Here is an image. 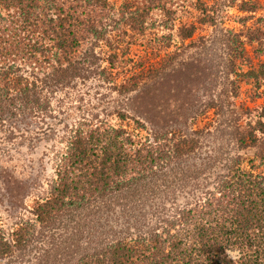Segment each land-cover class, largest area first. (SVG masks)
Wrapping results in <instances>:
<instances>
[{"label": "trees", "instance_id": "1", "mask_svg": "<svg viewBox=\"0 0 264 264\" xmlns=\"http://www.w3.org/2000/svg\"><path fill=\"white\" fill-rule=\"evenodd\" d=\"M105 5L106 0H0V14L16 12L0 26V130L6 139L28 133L12 122L18 117L45 122L50 112L45 90L86 78L81 75L88 71L86 58L75 54L86 36L104 40L103 21H113L103 15ZM194 8L201 17L198 24L208 23L211 5L197 0ZM128 28L134 30L131 23ZM37 29L40 39H34ZM195 32L192 24L178 29L180 40H189L187 47ZM244 37L246 42L225 46L230 73L239 78L237 85L231 83L233 98L243 82L257 91L264 87V62L255 65L245 46H252L257 58L264 56V27L248 28ZM45 39L48 43L40 42ZM115 50L108 56L110 66L117 60ZM39 62L54 63L42 78L33 71ZM28 63L35 66L27 76ZM162 79L161 69L148 70L117 87L123 95L135 94L133 101L139 103L131 117L119 115L132 121L135 132L156 126L149 112L157 110L153 117L161 124L147 137L98 126L72 134L48 195L32 208L38 228L26 222L7 236L0 230V264H264L262 119L253 121L247 109L249 120L241 125V112L232 105L237 120L231 123L228 143L235 153L219 171L193 168L196 163L188 162L200 147L197 133L181 129L194 118L188 109H194L196 100L189 103V91L183 88L165 93ZM151 96L156 103L147 105ZM217 106L206 109L219 111ZM229 126L225 122V130ZM2 175L8 199L15 207L22 205L36 183L29 185L7 170ZM210 178L212 187L207 188ZM179 197L186 201L179 204ZM229 251L236 252L234 260Z\"/></svg>", "mask_w": 264, "mask_h": 264}, {"label": "rangeland", "instance_id": "2", "mask_svg": "<svg viewBox=\"0 0 264 264\" xmlns=\"http://www.w3.org/2000/svg\"><path fill=\"white\" fill-rule=\"evenodd\" d=\"M196 1L106 0V8L100 10L113 21L108 18L103 21L105 26L102 24V27L107 33L104 40L86 36L75 54L77 58H86L84 66L88 65V71L81 74L86 78L70 79L57 88H49L50 92L44 91L50 109L44 123L39 119L19 117L12 121L20 132L26 130L27 134H18L9 140L6 139L7 133L0 130V230L6 236L19 224L26 222L38 228L39 224L31 213L32 208L48 195L60 158L66 151L67 141L77 129L89 126L122 127L142 138L151 133L152 127L158 129L161 123L153 117L157 110L149 112V116H152L149 119L156 126L146 127V133L135 132L132 121H122L119 117L123 113L131 117L134 115L131 109L139 104L137 100L133 101L135 94L123 95L117 90L118 85L134 73L161 69L163 79L160 87L165 93L174 87L183 88L189 91V103L196 100L194 109H188L192 110L194 118L186 119V124L185 119L184 123L180 122L186 125L181 129L185 133H197L200 147L195 152L196 158L188 162L196 163L193 168L219 171L225 159L235 153V150H231V143H228L231 123L237 120L231 114L232 105L241 112V125L249 120L247 109L253 121L260 118L264 123V87L257 91L252 85L243 82L238 97L233 98L230 93L233 89L231 83L236 80L237 85L239 78L230 73L228 49L225 48L232 41L241 39L246 42L244 35L248 28L264 27V24L258 23L264 19V0H203L211 5V18H206L209 22L205 25L198 24L201 17L194 8ZM70 4L68 2L66 6ZM242 9L253 10L248 12ZM15 13L14 9L1 10L0 26ZM130 23L134 30L128 28ZM190 24L195 26L196 32L193 45L187 47L190 42L180 40L178 29L181 25ZM34 31V39H40V30ZM40 42L48 43L46 39ZM245 46L255 65L264 62V56L257 58L252 46ZM115 47L117 60L110 66L108 56ZM36 58L40 59L39 56ZM205 65L212 70L200 68ZM33 66L28 63L23 74L28 76ZM49 66L39 62L33 71L42 78L50 71ZM155 103L151 96L147 105ZM212 103H217L220 110L206 109ZM184 114L189 116V111ZM225 122L230 125L226 130ZM246 162L245 167H248ZM4 170L12 172L19 179L28 180L29 185L32 181L36 183V186H30L32 190L20 206L15 207L6 195L2 181ZM212 183L210 178L205 186L210 188ZM177 201L183 204L186 199L179 197ZM228 255L234 260L236 252L229 251ZM1 264H6V261Z\"/></svg>", "mask_w": 264, "mask_h": 264}]
</instances>
